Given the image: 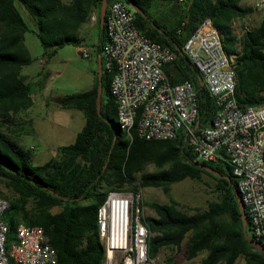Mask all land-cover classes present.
<instances>
[{"label":"trees","instance_id":"1","mask_svg":"<svg viewBox=\"0 0 264 264\" xmlns=\"http://www.w3.org/2000/svg\"><path fill=\"white\" fill-rule=\"evenodd\" d=\"M102 1L108 5L113 0H0V186L7 191L0 196L8 201L2 214L6 247L15 239L17 224L40 225L55 251V264H103L97 209L109 192L135 193L152 187L168 195L172 184L183 179L200 181L206 174L214 182L208 186L210 197L200 206L184 207L171 197L167 202L141 200L154 212L142 215L149 231L148 256L177 248L186 259L199 256L198 264H237L238 259L244 264H264V253L243 235L246 231L250 236L248 220L246 217L244 229L229 184L236 187V179L227 163L195 160L182 132L171 139L146 140L134 132L128 137L118 127L116 102L109 91L113 70L105 66L101 53L106 40L104 25L98 23ZM123 1L129 6L133 3L143 13L134 12L138 31L173 52L174 59L162 66L169 81L191 83L197 100V129L210 124L218 107L196 68L186 61L182 45L205 18L218 31L223 51L235 54L237 105L245 108L264 103V10L256 25H242L238 35L233 21L242 20L251 11L241 0ZM20 9L34 27L45 60L57 47L80 43V28L96 11L98 40L93 57L96 62L100 55V80L96 72L88 89L61 97V106L80 110L84 122L71 143L56 147L55 157L40 164L31 163V149L16 141L18 135L31 129L27 120L17 121L14 115L31 106L32 93L44 86L49 75L40 72L28 81L20 72L34 60L23 41L28 26ZM164 261L173 264L174 259L166 257Z\"/></svg>","mask_w":264,"mask_h":264},{"label":"built area","instance_id":"2","mask_svg":"<svg viewBox=\"0 0 264 264\" xmlns=\"http://www.w3.org/2000/svg\"><path fill=\"white\" fill-rule=\"evenodd\" d=\"M255 5L264 7V0H255ZM106 7L101 53L105 66L113 70L109 91L116 102L118 127L128 137L134 132L146 140L171 139L182 132L195 160L227 163L236 179L249 234L264 245V103L237 105L235 54L223 51L209 18L183 43V52L218 107L210 124L197 129V100L191 83H171L162 68L174 59L173 52L138 31L132 6L113 0ZM88 22L95 24L96 11ZM242 30L234 31L240 35ZM81 55L90 53L83 50ZM141 200L139 190L112 191L97 209L103 264H157L156 256H148L149 231L142 221ZM7 207L8 201L0 196V264H55V251L40 225L17 224L15 239L6 247L2 214Z\"/></svg>","mask_w":264,"mask_h":264},{"label":"rangeland","instance_id":"3","mask_svg":"<svg viewBox=\"0 0 264 264\" xmlns=\"http://www.w3.org/2000/svg\"><path fill=\"white\" fill-rule=\"evenodd\" d=\"M243 3L250 6L252 10L242 20H234L235 31H239L244 24H257L261 17V11L253 6L254 0H245ZM20 13L28 26V30L24 32L23 41L34 58L29 64L23 65L20 72L28 81L35 80L40 72L47 71L49 75L44 86L32 93L31 106L14 115L17 121L27 120L31 129V132L18 135L16 141L19 145L31 149V163L40 164L55 157L56 147L71 143L84 122V116L80 110L62 107L60 103L55 102V99L86 90L91 86L97 72L93 52L98 40V27L87 21L80 28V34L83 36L80 43L57 47L50 59L45 60L31 21L22 9ZM83 50L90 53V56L81 55ZM147 169H151V166ZM213 182V178L202 174L200 181L183 179L172 184L168 195L159 188L152 187L139 189V191L143 201L167 202L171 197L182 206L191 208L202 205L204 199L210 197L207 190ZM2 193L7 191L0 186V194ZM142 211L144 215H154L153 210L147 205H142ZM156 257L157 264H165L166 257L173 258V264H198L199 259V256L186 259L182 250L177 248L163 249ZM237 264H244V262L238 259Z\"/></svg>","mask_w":264,"mask_h":264},{"label":"water","instance_id":"4","mask_svg":"<svg viewBox=\"0 0 264 264\" xmlns=\"http://www.w3.org/2000/svg\"><path fill=\"white\" fill-rule=\"evenodd\" d=\"M106 6H107V2L106 1H102L99 5V8H98V23L100 26H103V22H104V15H105V10H106ZM131 6L133 8V11L134 12H138L140 14H143L133 3H131ZM186 61L188 63H190L189 59L186 58ZM96 64H97V77H98V81L100 80V75H101V72H102V67H101V60H100V55H97L96 56ZM100 93H101V84L100 82L98 83L97 85V93H96V99H95V102H96V110L98 112L99 110V106H100ZM62 99L61 98H57L55 99V102H58V103H61ZM198 125V122L195 123V127ZM202 169L204 170H207L208 172H211L212 174H215V175H220L219 172H217L216 170L212 169L211 167H208L206 165H203V164H198ZM227 180L228 177L227 176H224ZM229 184L231 186V190L233 192V195H234V198H235V201L237 203V206H238V210H239V214H240V218H241V223H242V227L245 229L246 227V215H245V212H244V207H243V204L240 200V197H239V194H238V191L236 189V187L230 183L229 181ZM244 234V237L246 238V240L254 247L256 248L257 250L261 251L264 253V246L262 244H260L259 242H257L256 240H254L251 236H249L246 231L243 232Z\"/></svg>","mask_w":264,"mask_h":264},{"label":"crops","instance_id":"5","mask_svg":"<svg viewBox=\"0 0 264 264\" xmlns=\"http://www.w3.org/2000/svg\"><path fill=\"white\" fill-rule=\"evenodd\" d=\"M245 0H241V4L242 5H244V6H248V5H245L243 2H244ZM253 6H254V8L255 9H257V10H259V11H261V17H262V12H263V10H264V7H257L256 5H255V0H254V4H253ZM251 10H252V8H251ZM248 15V14H247ZM261 17H260V19H261ZM260 21V20H259ZM258 21V22H259ZM89 23V22H88ZM90 24V23H89ZM232 25H233V23H232ZM244 25H247V24H244ZM256 25V24H255Z\"/></svg>","mask_w":264,"mask_h":264},{"label":"flooded vegetation","instance_id":"6","mask_svg":"<svg viewBox=\"0 0 264 264\" xmlns=\"http://www.w3.org/2000/svg\"><path fill=\"white\" fill-rule=\"evenodd\" d=\"M220 174V173H219ZM217 176H222V174H220V175H217Z\"/></svg>","mask_w":264,"mask_h":264}]
</instances>
